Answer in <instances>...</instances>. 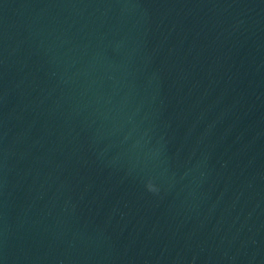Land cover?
<instances>
[{
    "label": "water",
    "instance_id": "obj_1",
    "mask_svg": "<svg viewBox=\"0 0 264 264\" xmlns=\"http://www.w3.org/2000/svg\"><path fill=\"white\" fill-rule=\"evenodd\" d=\"M0 264H264V0H0Z\"/></svg>",
    "mask_w": 264,
    "mask_h": 264
}]
</instances>
